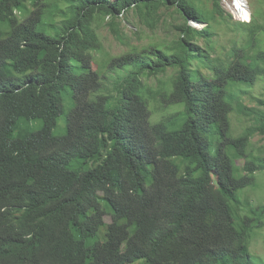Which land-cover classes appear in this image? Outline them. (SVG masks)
Here are the masks:
<instances>
[{
    "label": "trees",
    "instance_id": "1",
    "mask_svg": "<svg viewBox=\"0 0 264 264\" xmlns=\"http://www.w3.org/2000/svg\"><path fill=\"white\" fill-rule=\"evenodd\" d=\"M56 6L65 17L49 21ZM162 8L185 18L175 39L96 60L99 16L122 40L116 19L134 10L156 22ZM259 11L241 24L246 47L221 60L208 28L189 25L206 22L193 0H0V264H258L264 204L243 215L242 197L264 172L250 150L264 110L245 105L254 124L235 137L229 99L264 81ZM124 206L134 220L108 227Z\"/></svg>",
    "mask_w": 264,
    "mask_h": 264
},
{
    "label": "rangeland",
    "instance_id": "2",
    "mask_svg": "<svg viewBox=\"0 0 264 264\" xmlns=\"http://www.w3.org/2000/svg\"><path fill=\"white\" fill-rule=\"evenodd\" d=\"M198 7L199 15L206 20L205 23L189 22V25L198 30L208 28L210 33L211 45L214 47L212 56L218 57L221 60H226L230 56L234 47H246V33L244 26L241 24L250 22L252 14L256 9H259V15L256 21L264 24V0H246L245 9L247 11L241 18L235 15L230 9L233 0H220V7L224 11L223 14L215 7L213 0H193ZM19 16H21L18 13ZM55 16V17H54ZM231 16V19H229ZM65 17V13L59 6H56L52 20H60ZM112 20L109 17L99 16L94 23L100 42V52H94L96 60L109 59L110 57L118 56L128 50V46H147L152 43H168L179 35L178 27L185 25V18L175 8H162L158 13V21L153 22L150 19L141 18L138 12L130 10L129 13L120 16L115 21V27L119 30L122 40L117 39L111 30ZM239 23V24H234ZM262 39V47H264V38ZM205 39L200 38L199 43L204 45ZM259 48V45H257ZM254 55L253 49H247L246 54L242 57L243 63H249ZM93 68L98 69V62L95 61ZM213 81L214 87L219 90L224 82L215 78L213 74L202 70ZM170 73H168L169 75ZM163 79H167L164 77ZM150 84H156L157 80L149 81ZM198 85H193V90L196 91ZM249 97H244L243 101H238L237 94L233 95L229 102L233 104L235 111L231 115L232 133L238 137L243 134L244 130L254 124V116L249 117L245 105L252 107L254 110L263 111L264 106H261L259 100H264V81L261 80L258 84L249 89ZM103 92H108V87L103 89ZM67 106L74 107L73 102L67 101ZM177 110H180L177 108ZM159 115L155 114L154 120H158ZM64 122L60 121L58 129L55 131L57 135L64 133ZM83 128L79 127L78 131L83 132ZM250 150L253 154L264 153V135L256 134L250 143ZM233 158L237 162H242L246 156V151L238 149L232 152ZM213 193L217 197L220 193L219 182L214 179ZM243 207L242 214L249 213L251 207L264 204V172L257 173L256 186L244 191L242 197ZM109 212V210L107 209ZM134 220V211L128 206H124L117 216H112L110 213L106 216L108 227H114L119 222H131ZM250 253L253 255L258 264H264V227L255 232L253 241L250 247Z\"/></svg>",
    "mask_w": 264,
    "mask_h": 264
},
{
    "label": "bare ground",
    "instance_id": "3",
    "mask_svg": "<svg viewBox=\"0 0 264 264\" xmlns=\"http://www.w3.org/2000/svg\"><path fill=\"white\" fill-rule=\"evenodd\" d=\"M245 4H246V0H233L232 4L230 5V9L234 11L236 16L241 18L244 14L247 13L245 9L246 8Z\"/></svg>",
    "mask_w": 264,
    "mask_h": 264
},
{
    "label": "clouds",
    "instance_id": "4",
    "mask_svg": "<svg viewBox=\"0 0 264 264\" xmlns=\"http://www.w3.org/2000/svg\"><path fill=\"white\" fill-rule=\"evenodd\" d=\"M12 240H14V242L16 243V247L20 248L25 242L23 241V239L21 238L20 235H16V234H10L8 235ZM0 238H3V234H2V229L0 227Z\"/></svg>",
    "mask_w": 264,
    "mask_h": 264
},
{
    "label": "water",
    "instance_id": "5",
    "mask_svg": "<svg viewBox=\"0 0 264 264\" xmlns=\"http://www.w3.org/2000/svg\"><path fill=\"white\" fill-rule=\"evenodd\" d=\"M194 23H199V22H196V21H193ZM200 24V23H199Z\"/></svg>",
    "mask_w": 264,
    "mask_h": 264
}]
</instances>
